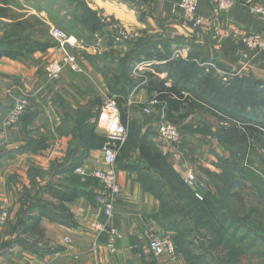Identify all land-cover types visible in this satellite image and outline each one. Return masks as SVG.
<instances>
[{
    "label": "crops",
    "instance_id": "1",
    "mask_svg": "<svg viewBox=\"0 0 264 264\" xmlns=\"http://www.w3.org/2000/svg\"><path fill=\"white\" fill-rule=\"evenodd\" d=\"M12 1L20 5V14L37 13L33 10V0ZM84 1L100 22L107 21L101 22L102 29L94 35L93 44L78 39L86 50L56 45L24 62L0 59V203L9 212L7 225L0 227V264H188L177 251L175 258L170 259L156 257L148 249L153 235L166 233L155 219L160 215L161 204L156 196L159 189L153 184L162 179L148 161L153 158L156 162L154 158L159 156L179 174L183 160L191 168L189 160L202 156V144L208 135L199 133L193 140L183 135L185 144L178 146L164 143L156 132L166 118L164 106H149L154 93L145 87L139 85L133 89L127 108L137 135L124 148L122 159L116 164L121 194L110 220L104 218L96 203L97 196L103 193L102 186L91 177L82 180L75 172L79 167L88 173L103 169L102 149L85 156L79 140L86 126L93 123L90 115L98 110L100 115L103 98L109 95L104 74L110 71L108 68L114 70L133 46L132 41L116 38L119 29L137 32L139 38L157 42L161 52L182 49L179 57L183 61L190 55L193 63H205L203 67L214 65L217 73L264 84V51H252L242 42L244 36L252 33L264 38V19L240 6L222 10L218 0H198L197 11L203 22L193 31L181 20L180 0ZM58 7L61 15L70 9L63 0L51 4L47 0L46 7L38 12L47 26L52 24L48 22V13H55ZM7 22L0 18V37ZM65 54L75 56L78 71L64 68L58 81H48L44 67ZM177 55L172 54L171 58H179ZM144 56L135 57L141 62L134 67L133 78L152 74L167 79L171 85L167 71H156L165 69L166 62L142 61ZM94 92L103 97L97 99ZM22 98L28 103L25 117L17 125L3 127L4 117ZM145 107H150L151 115L143 112ZM205 117L196 116L198 127L206 124L208 117ZM98 120L95 133L107 135L106 127ZM70 188L82 193L73 202L62 203L72 215L71 223L52 222L34 210L25 219L26 232L17 235L13 227L25 208L22 204L25 200H38L47 211L57 213L51 207L60 203L51 191L64 192ZM97 222H105L120 232L114 253L106 249L105 236L96 240L91 225ZM169 234L173 237L174 233ZM192 250L194 254L200 252L198 247Z\"/></svg>",
    "mask_w": 264,
    "mask_h": 264
},
{
    "label": "trees",
    "instance_id": "2",
    "mask_svg": "<svg viewBox=\"0 0 264 264\" xmlns=\"http://www.w3.org/2000/svg\"><path fill=\"white\" fill-rule=\"evenodd\" d=\"M38 1L33 0V8L40 12L44 7ZM48 1L55 2L57 0ZM63 2L68 3L70 9L65 11L62 16L57 14L61 11V7H58L53 14L49 12L48 16L51 23L54 25L58 23L57 25H60L67 34L75 36L83 43L93 44L94 35L102 29V24L95 12L88 8L84 0H63ZM11 3L10 0H0V18L9 21L4 23L2 27L0 59L5 57L24 62L35 53H42L56 47V43L48 34L49 27L45 23L35 16L24 17L22 14L14 12L10 8L12 7ZM132 42L133 46L125 58L117 64L114 70L108 68L110 71L104 74L109 96L114 97L113 99L117 103L120 122L128 130L127 142L125 141L126 144L121 147L116 164L122 159L124 148L137 135L135 124L128 117L127 99L131 91L139 85L145 87L149 93H154L152 99L158 102L155 106H164L166 120L174 125L190 117L193 113L199 110L205 111L206 109L217 123L221 142L236 148L240 157L254 146L255 141L257 143L259 139L264 138V125L260 120H257L258 118L244 116L216 103L218 98L216 95L222 91L242 92L243 88L241 87L246 80H241V83H243L239 84V87L233 86L227 89L224 88V85L220 83L214 73L206 74L196 63H193L191 56L187 62L181 60V58L172 59V54L166 53V50L161 52L157 47L158 43L155 41L139 38ZM139 55H145L142 61H165V69L157 68L156 71H167V78L172 81L171 85L165 87L164 84L167 79L161 80L152 74H144V77L133 78L134 67L141 62L140 60L137 62L138 59L135 60V57ZM196 76L197 80L202 79L201 83L192 81L191 78ZM211 83L216 84L212 86ZM206 85L208 88L205 87ZM223 97H225V94H223ZM90 117L93 119V123L86 126L85 133L79 140V145L85 156L91 151L102 149L109 142L107 135L95 133L99 110ZM205 125L203 124L197 132L210 135V129L207 130ZM142 151L144 152V150ZM154 160L157 161L154 162L151 158L148 164L159 173L160 179H162L153 184L154 187L159 189L156 196L161 204L160 215L155 219L164 229L165 234L174 233L171 237L175 250L184 255L188 264H202L205 260L215 258L218 260L219 258L216 255H223L224 253L226 259L220 260V264H224L226 261H236L240 255L232 247L234 236H226L228 229L225 228V216L221 212V205L216 200H211L209 196L205 197L203 201L196 200L192 190L183 183L181 177L173 171L168 162L162 160L159 156H155ZM223 169L225 173L216 177L223 180V184L229 187V191L230 185L237 181L240 184V180H235L232 184L226 182V180L230 181L233 170L237 169L238 172L240 170L236 167V164L229 163L225 164ZM246 172L245 169H242L241 174L239 173L240 177L245 176ZM210 177L216 178L214 175ZM207 181L209 180L207 179ZM217 189L219 188L217 187ZM78 191L76 188H70L64 192L51 191L52 196L60 203L55 207L54 205L51 207L54 211L57 210V213L47 211L45 204L40 203L38 200H25L22 203L25 208L21 209V216L17 219L13 229L17 232V235L26 232L25 219L29 218L30 213L34 210L38 211L40 216L47 217L52 222L58 224L71 223L72 215L62 203L73 202L82 194ZM232 193L229 194L228 201L230 202H232L231 199L238 200L237 196ZM239 200L241 201V199ZM31 228L33 230V225H31ZM203 232L207 235H204ZM200 238L204 240L202 241L204 244L200 243L199 246L201 253L194 254L192 247H196L195 241L200 240ZM206 238L209 241L206 242Z\"/></svg>",
    "mask_w": 264,
    "mask_h": 264
},
{
    "label": "rangeland",
    "instance_id": "3",
    "mask_svg": "<svg viewBox=\"0 0 264 264\" xmlns=\"http://www.w3.org/2000/svg\"><path fill=\"white\" fill-rule=\"evenodd\" d=\"M10 1L12 2V7L17 10V13H19L18 8L20 5L18 2L12 0ZM38 2L40 5L42 4L43 7H46L47 0H39ZM33 10L36 12L34 8ZM57 14L62 16L60 13ZM22 15L24 17H29L23 12ZM33 16L40 19L43 23H47L43 17L40 18L38 12L33 14ZM48 22L51 23L49 16ZM57 24H51V26H48V34L51 27L65 32L61 26ZM179 51L181 52L182 49H177L175 51L173 49H169L166 50V53L177 55L180 54ZM177 56L179 57L180 55ZM189 57L190 55L185 57L186 61ZM204 64L205 63L199 62L197 65L202 70L208 68V72L206 74L210 72L214 73L220 80V83L224 85V88L229 89L233 86L239 87V84L243 83H241V79L236 77L234 74L223 75L216 72L217 69L214 65L209 64V67H203ZM191 79L195 83L202 82V79ZM211 84L213 86L216 83ZM205 87H207V85ZM241 88H243L242 92H229V90H227L225 92L222 91L221 93H218V95H216L218 97L216 100L217 105L234 110V112L240 113L244 116H255L258 118L257 120H260L264 125V84H253V82L244 81V84H242ZM223 94H225V97H223ZM94 96L97 99L103 97L96 92H94ZM110 98L114 97H110L109 95L105 96V98H103V102L101 103V107L104 101ZM139 108L142 110V107ZM23 116L24 113L14 125H17ZM196 116H201L203 118H206L205 116L208 117L206 119L205 126L207 130L210 129V135L206 136L208 139H206V142L202 144V156H200L198 159L192 157V159L189 160V162H191V168H188V166L186 167L185 160H183L182 168L180 169L181 174L179 173L178 175L182 179L185 172L188 170H194V172L197 174V180L199 184H202L205 187V191L202 192L204 199L205 197L209 196L211 200H216V202L221 205V212L224 213L225 216V228L228 229L226 236H234L232 247L235 248V251L239 252L238 255H240L236 261H226L224 264H264V138L259 139L257 143L255 141L254 146H252V148L246 154L240 157L236 148L221 142L217 123L214 125L216 122L215 119L205 109V111L199 110L193 113L192 116L175 124V127L181 136L180 143L182 145L185 144L183 143V135H186L187 139L193 140L194 135L197 136L200 133H197V130L201 129L202 127L199 128L197 126V122H195ZM210 118H212L213 121ZM164 121H167L166 118ZM157 130L158 127L156 128V132ZM234 160L235 162H233ZM228 163L236 164V167H238L240 170L239 172L237 169L233 170L232 176L229 179L230 181L226 180V182L231 184L235 180H240V184L239 181H237L233 183V185H230L231 187L229 191V187L223 184V180L220 178L217 179L216 177L225 173L223 166ZM242 169H245L247 172L245 176L240 177L239 173L241 174ZM211 175H214L216 178H211ZM207 179L209 181H207ZM217 187L220 190L217 189ZM231 192L237 196L238 200L241 199V201H238L237 199H231L232 202L228 201L229 194ZM229 206H231L230 210ZM203 234L207 235L205 232H203ZM207 237L209 238V236ZM202 241L204 240L200 238V240L195 243L196 247L199 248L200 243L204 244ZM207 241H209V239L206 238V242ZM200 253L201 251L199 254ZM224 254H221L222 256L220 254L216 255V257L219 258L218 260L216 258L213 260L208 259L202 264H220V260L226 259L224 258Z\"/></svg>",
    "mask_w": 264,
    "mask_h": 264
},
{
    "label": "built area",
    "instance_id": "4",
    "mask_svg": "<svg viewBox=\"0 0 264 264\" xmlns=\"http://www.w3.org/2000/svg\"><path fill=\"white\" fill-rule=\"evenodd\" d=\"M197 3L198 0H180L178 3L183 24L193 31H197L203 22L202 17L197 11ZM218 4L219 8L222 10L240 6L246 9L250 14L264 19V0H218ZM101 22L107 23L104 19H102ZM49 34L58 47H67L70 49L80 48L86 50L85 46L82 45L75 36L68 35L62 30L51 27ZM139 37L140 34L137 32H128L123 29H119L116 32V38L124 42L135 41ZM242 42L252 51H264V38L259 34H247L242 38ZM64 68L78 71L75 56L65 54L60 59L49 62L44 67L46 79L50 82L58 80ZM164 85L165 87L170 86L168 82H165ZM155 104H157L155 99L150 100L149 106H154ZM27 106V100L24 98L16 101L15 105L4 117L3 127L7 128L16 124L20 116L25 112ZM143 112L146 115H151L150 107H145ZM98 121L106 127L107 137L109 139V142L102 148L105 167L103 169L93 170L89 173L79 167L75 169V172L82 178V180L91 177L102 186L103 193L100 196H97L96 203L104 218L110 220L113 216L114 206L121 194V188L118 184L116 175V159L127 138L128 130L120 122L118 106L113 98L107 99L102 104ZM157 132L159 138L164 143L173 146L180 145L181 136L174 124L168 121H163L158 126ZM182 181L192 190L193 196L196 200L203 201L204 196L202 192L205 191V187L204 185L199 184L197 174L194 170H188L185 172ZM8 218L9 212L7 207L0 203V227H4L7 224ZM91 227L95 232L96 240L101 236H105L107 239L106 249L110 254L114 253L116 250L115 243L121 237L120 232L105 222L93 223ZM148 249L156 257H168L174 259L176 256L175 245L171 234L169 233L153 235L148 241Z\"/></svg>",
    "mask_w": 264,
    "mask_h": 264
}]
</instances>
